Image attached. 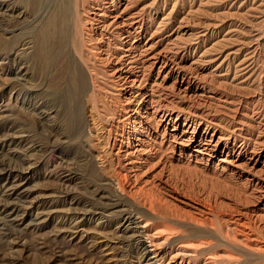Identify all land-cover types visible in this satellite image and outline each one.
<instances>
[{
    "label": "bare ground",
    "instance_id": "1",
    "mask_svg": "<svg viewBox=\"0 0 264 264\" xmlns=\"http://www.w3.org/2000/svg\"><path fill=\"white\" fill-rule=\"evenodd\" d=\"M67 1L69 4L63 1L55 4L57 10L46 16L37 34L33 33L32 29L33 34L26 51L28 50L30 54L32 63L30 70L33 71L37 57L48 59L55 34L61 31L65 23L72 32L69 33L70 36L73 35L71 49H68L69 55L67 53L66 58L63 56L57 59L54 72L50 73L47 80L50 85L59 86L63 81V72L65 69L68 71L69 85L79 88L81 100L88 99L86 104L83 106L81 104L80 113L78 112L81 137L87 143L94 134L92 139L100 143L104 148L103 154L105 153L107 157L106 163L100 162L102 152H98L96 157L89 161L96 181L95 189L92 188L91 194L93 202L88 204L86 210L90 214L85 223L95 222L94 227L100 228V233L111 229L109 231L115 240L118 236L129 234L128 238H131L137 247V264H185V262L189 264L190 259L195 258L200 260L199 264H245V261L251 257L257 260L264 258V249L259 247L261 240H258L254 233V231L260 232L257 222L264 220V204H262L264 203V103L248 100L247 96L243 97L245 94L237 97L231 94L239 89H245L247 84L244 83L252 76L246 77L245 74L250 73L251 70L247 67L253 65V56L259 51L251 47L253 42L249 43L248 38L244 39L245 37L240 39L227 36L221 41L211 40L212 43L210 42L208 48L200 50L199 43L204 45L207 39L210 41V35L202 42L192 38L193 43L191 35L184 36L185 38L182 36H176L174 39H168L167 36L161 38L158 33L159 25L156 26L159 27L158 30L152 32L148 28L160 15L158 6L160 0H152L148 4H143L141 0H96L90 4H88L89 0ZM28 2L30 12L39 4V0H28ZM4 8L6 7L0 1V11ZM86 8L90 10L89 13L93 11L94 20H90L100 25L103 30L100 37L109 35L107 40L111 38L114 41L112 53L109 54L106 49L105 52L107 57L109 54V57L119 59L117 66L119 69L113 68L110 73L103 74L104 76L99 73L106 80L101 79L95 67L96 61L105 59H102L103 55L100 54L101 47H105L104 43L101 46L99 40L97 41L99 43L93 42L92 46L85 44L90 48L86 46L84 48L80 44L81 41H77L80 31H87L84 27L78 29L77 21L80 16L79 9L85 12ZM16 18L20 19V14H17ZM144 18H148L146 24ZM164 18L158 24L167 22V18ZM79 20L82 21L81 18ZM107 30L109 33L104 34ZM206 31L198 35V38L205 37ZM233 31L234 28L231 32ZM91 51L99 52L97 54L101 57L96 59L94 52ZM88 53L93 57L90 58ZM189 55L197 58L190 65L198 68L200 72L205 71L199 67L200 65L206 67L208 64L211 67L221 60L213 68L211 76L206 75L210 76L211 81L207 79L208 77L199 76V78L200 73L195 75L190 72L194 68L184 63ZM226 63H228L226 73L216 77L214 71L220 74V68ZM42 65L41 70L44 68ZM152 73L156 75L153 80L150 78ZM242 74L244 83L235 84V81L239 80L237 77ZM230 76H232L231 83H227ZM114 77L123 81L122 89L116 91L115 98L110 92L113 91L110 83ZM170 77H174L171 88L166 85ZM120 94L122 96H119ZM196 94L205 106L199 104L200 102H197L198 105L185 102V96L194 97ZM138 96L143 98V102L136 103ZM220 106L228 113L224 114L222 111L220 114ZM36 108L29 110L31 112L28 116L37 126V117L42 116L43 113L41 111L37 114L40 107ZM118 111L124 114L126 121H131L135 134L132 138L133 142L126 141L119 144L113 157L111 155L116 142L112 141L111 144L109 137H106L110 135L112 129L107 130L103 122L107 120V116L114 118ZM39 124L43 125L42 122ZM191 124L194 126L192 131L188 132ZM185 135L189 136L185 138ZM186 152H188L185 156L187 164L183 163L187 167L183 168V173L189 176V182L200 185L203 191L201 194L205 196L204 199L201 198L202 200L194 201L192 199L194 197L191 199L184 197L179 194L181 191L178 192L164 184L168 180L161 181L163 179L160 176L165 172L166 174L168 172L169 179L178 178L177 173L180 169L175 164L182 163L181 159ZM258 167L260 168L257 169ZM159 168L160 173L155 172ZM174 168L178 170L176 174ZM106 169L111 172L110 176L104 174ZM221 178L225 182L234 181L236 185L238 183L249 187L250 194L258 201L257 207L261 208V213L259 208L246 211L241 210L242 208H231V210L229 208L227 215L220 216L218 189ZM190 190L194 191L191 188ZM174 201L184 207L176 205ZM236 204L238 206V203ZM221 221L224 226L223 224L220 226ZM221 227L222 231H220ZM118 239L120 240V237ZM232 253H238L246 260L243 261L238 257L242 260L239 261ZM257 264L261 263L257 262Z\"/></svg>",
    "mask_w": 264,
    "mask_h": 264
},
{
    "label": "rangeland",
    "instance_id": "2",
    "mask_svg": "<svg viewBox=\"0 0 264 264\" xmlns=\"http://www.w3.org/2000/svg\"><path fill=\"white\" fill-rule=\"evenodd\" d=\"M0 1L6 7L0 11V264H137V247L134 241L128 238V236L130 237L129 234L118 236L115 240L109 231L111 229L104 230L105 232L100 233L99 230L101 229L94 227L95 222L85 223L90 214L86 210H88V204L93 202L91 194L92 188L95 189L96 181L93 167L89 161L90 159H94L98 152H102L100 162L105 161L103 163H106L107 157L105 153L103 154L102 149L104 148L101 147L100 143L92 139L94 134L90 138L92 141H87V143L81 137L78 117L81 104L82 106L86 104L88 99L81 100L79 97V88L69 85L68 71L65 69L63 72V81L59 86L54 84L50 85L49 80H47L49 79L47 77H49L50 73L52 72L53 74L54 72L57 59L63 56L66 58L67 53L69 55L68 49H71L73 35L70 36L72 32L68 30L65 25L66 23L64 24L65 26H62L61 31L59 29L61 33L55 34L48 59L45 60L37 57L34 70H30V54L28 50L26 51V47L32 34H37L46 16L52 11L57 10V7H55V4H58L57 2L63 1L69 4L68 1L39 0L37 8L31 12L29 10L30 4L28 0ZM94 1L96 0H89L88 4ZM151 1L141 0L143 4H148ZM158 6L160 15L155 23H150V27L148 28L152 32L159 28L156 27L159 25L158 33L161 35V38L167 36L166 38L168 39H174L176 36L189 37L191 35L193 43L192 38H197L198 40L196 39L195 41L202 42L204 38L206 40V38L211 36L210 41L207 39L204 45L199 43L200 50L208 48L211 40L221 41L222 38L227 36H234L240 39L245 37L244 39L248 38L247 41L249 43L253 42L251 43V47L253 46L254 49L257 48L259 51H256L253 56V61L251 60L253 65L247 67L248 70H251L250 73L245 74L246 77L250 75L253 77L251 76L250 80L245 83L242 82L243 74L237 77L239 80H236L235 84L241 82L247 84V87L242 89L243 91L239 89L231 94L235 97L245 94L243 97L246 98L247 96L246 99L248 100H258L259 103H264V0H160ZM86 9V13L82 9H79V18L82 21L79 18L77 21L78 29L84 27V29L87 28V31L79 30L80 35H78L77 41H81L80 44L84 48L87 44L92 46L91 44L93 42H100L99 44L101 46L104 43L105 47H101V51H97H100V54L103 55L102 59H105L99 62L96 61L95 63L98 74L100 73L104 76L103 74L110 73L113 68L116 70L119 69L117 67L119 59L109 57V54L112 53L114 41L111 38L107 40L109 35L100 37L103 30L100 28V25L91 21L94 20L93 11L89 13L90 10L88 8ZM11 11L13 15L10 14ZM17 14H20V19L16 18ZM163 18H167V22L164 23L165 25L158 24ZM147 20L148 18H144L145 24ZM31 22L33 23L31 24ZM34 24H38L37 26L39 28L34 26ZM233 28L234 31L231 32ZM32 29L33 33L31 32ZM204 30H207V35L199 39L198 37L204 34L202 33ZM107 32L109 33V30L104 32V34ZM227 33L228 35H226ZM232 33L234 35H231ZM192 35L194 36L192 37ZM80 38L83 39L81 40ZM82 42H85L83 43L84 45ZM89 46L86 47L88 48ZM105 49L109 52L108 57L106 56L107 52H105ZM95 51H91V53L94 52L96 59L101 57L98 55L99 52ZM91 53H88L90 58L93 57ZM187 58L188 60L186 59L184 61L186 66H189L197 59L190 55ZM123 59L127 62L126 58L123 57ZM218 63L216 64L218 65ZM227 64L222 65L220 74L214 71L215 75L217 74L216 77L223 75L224 72L226 73ZM41 65L44 66L42 70L40 69ZM215 65L211 67L208 64L206 67L200 65L199 67L205 70L203 72H200L197 70L198 68L190 65L189 67L194 68V70L189 71L195 75L200 73L198 77H208L207 79L211 81L210 74ZM100 74L99 76L101 77ZM207 74L210 76H206ZM154 77L156 75L152 73L150 76L151 80L155 79ZM101 79L106 80L104 77H101ZM173 79L174 77H170L166 83L167 86H170L169 88H171ZM231 79L232 76H230L229 80L227 79V83H231ZM114 84L116 85L114 86ZM110 85L113 87V91L110 92L115 98L117 96L116 91H121L122 89L123 81L114 77ZM180 95L183 96L181 93ZM197 95L194 97L192 95L185 96V102H191L193 104L199 103L200 98ZM119 96L122 95L120 94ZM135 101L136 103L143 102V98L138 96ZM201 103L205 106V103L200 102L199 104ZM32 104H34L33 108H36V106L37 108L40 107L37 114L41 111L43 113V117L39 115L37 117V126L30 121V116H28V113L31 112L29 110L33 109ZM221 107L220 114L225 110ZM223 113L228 112L223 111ZM123 115V113H119L118 111L114 118L107 116V120L105 119L106 121L103 122L107 130L112 129L110 135L106 136L105 134V136L109 137L111 144L114 141L116 142L115 149H113L111 155L113 157L121 142H133L132 138L135 134L131 127V121H126ZM41 122L43 125L41 124L40 126L39 123ZM193 126L191 124L188 132L192 131ZM39 132L40 134H38ZM187 136L189 135H185V138ZM187 153L181 159L182 163L175 164L180 171L175 168V170L173 169L175 174L176 171L180 173H177L179 179H169L167 177L168 172L167 174L165 172L160 176L163 179L161 181L165 182L168 180L164 184L176 189L178 192L181 191L179 194L184 197L186 196L190 199L194 197L192 198L194 201L202 200L205 196L201 194L203 191L200 185L189 182V176L183 173V168L187 167L185 166L187 164L185 161V156L188 155ZM159 170L160 168L155 172ZM104 174L106 176L109 174L110 176L111 172L106 169ZM182 176L184 178L181 179ZM193 180L195 181V179ZM233 182H225L224 179H220V188L218 189L220 191V196H218L221 210L220 216L227 215L231 208H242L241 210L245 211L259 208V213H261V208L257 207L259 206L258 201L250 194L249 187L247 188L243 184L241 186L238 183L236 185ZM190 188L194 189V191L190 190ZM232 188L235 189L233 190ZM104 193L106 192L104 191ZM236 198L238 200L237 202ZM174 202L176 205L184 207L178 204L177 201ZM236 203H238V206ZM239 204H244V207ZM223 209L225 211L227 210L226 214H224L225 211ZM84 218L85 220L81 223V220ZM263 221L260 223L257 222L260 232H256L260 234L258 233V235L254 231L257 239L261 240L259 241V247L262 249H264ZM221 222L220 226L221 224L224 226L225 224ZM95 229L99 231V234ZM221 229L222 227L220 231L223 230ZM126 236L127 238H125ZM119 237L120 240L118 239ZM105 244H107L106 248ZM220 248L224 250L222 247ZM232 254L237 259L241 257L243 261L246 260L238 253ZM241 259L239 261H242ZM261 259L264 258H258L257 260V258L254 259L251 257L247 259L249 262L247 260L245 261V264H257V262L264 264V260L261 261ZM199 262L200 260L195 258L190 259L189 264H199Z\"/></svg>",
    "mask_w": 264,
    "mask_h": 264
}]
</instances>
